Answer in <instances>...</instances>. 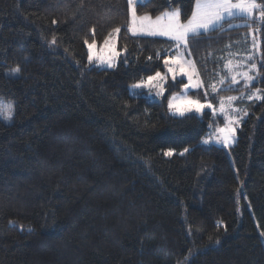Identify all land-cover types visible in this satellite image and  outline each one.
<instances>
[{"label": "trees", "instance_id": "16d2710c", "mask_svg": "<svg viewBox=\"0 0 264 264\" xmlns=\"http://www.w3.org/2000/svg\"><path fill=\"white\" fill-rule=\"evenodd\" d=\"M194 1L144 0L137 13L186 20ZM245 20L189 39L204 73L243 33L249 51L250 27L260 38L255 79L212 95L261 91L234 101L242 119L224 147L203 143L211 111L181 117L130 93L173 45L130 34L127 0H0V103L14 105L0 119V264H264V24L233 25ZM118 27V64L90 66L85 41Z\"/></svg>", "mask_w": 264, "mask_h": 264}, {"label": "snow or ice", "instance_id": "6c2138e0", "mask_svg": "<svg viewBox=\"0 0 264 264\" xmlns=\"http://www.w3.org/2000/svg\"><path fill=\"white\" fill-rule=\"evenodd\" d=\"M143 0H127L128 4V28L127 30L134 36L137 34L147 36H162L166 37L173 45L169 49V55L163 60L166 71H156L154 75H150L147 79L141 78V80L133 85L134 89H141L147 87L149 91L156 89V96H164L168 87V76L171 75L173 81H176L178 76L187 77L188 83L183 85L185 92L188 89H199L203 87L202 81L199 79L194 80L197 71L192 61L185 58V50L189 46V39L191 36L201 35L204 32L213 31L216 28L222 26L225 19L230 18H246L247 20L258 19L264 24V4L257 3V0H195L191 15L186 19H182V12L180 9H170L161 12L155 18L150 14L145 13L138 15L137 6L141 5ZM258 12L259 15L254 16V13ZM231 27V25H230ZM118 34L121 29L118 27L114 29ZM255 47V36L253 37ZM55 38L51 43H55ZM87 44V41H85ZM88 47V60L91 63L95 58L100 65H106L108 68L115 67V61L120 57L121 53L117 51L116 43L111 39V33L104 40L101 54H96L94 49L96 48L95 42L87 44ZM175 55H172V52ZM190 55V53H188ZM161 54L157 53V58ZM149 60L152 57L148 58ZM264 66V65H262ZM225 67L232 71L230 64H226ZM252 69H256V65H251ZM12 72L18 73L19 68H13ZM244 78L245 86H248L255 77L249 75L247 72L241 73ZM232 84H236V75L232 76ZM225 80L222 78L219 81V85H210L211 92L216 93L220 85H223ZM259 92V90H257ZM209 93L205 91L204 96L207 98ZM255 95V94H254ZM257 99H261L259 95H256ZM238 97L231 96L220 99L219 109H216L212 103H201L199 98L193 99L187 95L177 97L175 94L168 98V109L173 115L185 116L186 113L196 112L201 113L205 109H211L215 115L218 111L224 116V126L217 127L216 132L210 137L209 140H205L204 143H209L210 140H215L217 143H223L225 146H229L235 137L236 127L238 126L242 117L234 115L240 109L234 108L232 102L236 101ZM249 100L253 97L249 96ZM227 101V104L225 103ZM231 109V111H229ZM244 115H247L245 112ZM14 118V105L11 103H0V119L5 122H9ZM189 149L185 148L180 154L183 155ZM164 156H172L173 150L169 149L164 151Z\"/></svg>", "mask_w": 264, "mask_h": 264}, {"label": "rangeland", "instance_id": "374dc122", "mask_svg": "<svg viewBox=\"0 0 264 264\" xmlns=\"http://www.w3.org/2000/svg\"><path fill=\"white\" fill-rule=\"evenodd\" d=\"M144 1V0H143ZM194 3H195V1H194ZM257 3H260V4H263V0H257ZM193 6H194V4H193ZM170 9H177V8H173V7H170V8H168V9H166V10H170ZM166 10H164V11H166ZM163 11V12H164ZM139 15V14H138ZM159 15V14H158ZM258 15H259V13L258 12H256V13H254V16H257L258 17ZM157 15H155V16H152L153 18H155ZM128 20H129V14H128ZM243 23H248V24H251V23H253V19L252 20H245V21H238L237 23H234L233 25H242ZM114 29H116V28H114ZM114 29H112V30H110V32L106 35V37H108L109 36V34L111 33V39L113 40V41H115V43H116V47H117V51H119L120 53H121V56L122 55H124V51L123 50H119L118 49V36H119V33L117 34L115 31H114ZM255 29H254V27L252 26V27H250L249 28V31H248V42H249V48H250V50L249 51H247L246 52V54L242 57L243 59H241L240 60V58L238 57V56H234V57H232L230 60L227 58V53L225 52L224 54H221L220 55V58H219V60L220 61H218L215 65H212V63H209L208 64V60H210V59H212L213 57H210V56H205L204 57V60H203V63H204V66H206V72H204V73H202L201 71H200V68H199V65H198V63L196 62V59H195V57H194V54H193V52L191 51V49H190V47L188 46V48L185 50V58L187 59V60H190V61H192L193 62V64H194V67H195V69H196V71H197V76L196 77H194V80H196V79H199L200 81H202V83H203V87H201V88H199V89H188L186 92H185V90H184V88H183V85L184 84H187L188 83V79H187V77H180V76H178L177 78H176V81H173L172 80V78H171V75L169 74V76H168V87H167V89H166V92H165V95L164 96H156V89H152L151 91H149V89L147 88V87H145V88H141V89H134V88H132L131 87V85H133V84H135V83H137V82H139V81H137V82H135V83H133V84H131L130 86H129V90H130V93L131 94H137V95H144L146 98H148V99H154V100H163V99H165V101H166V105H167V108H168V98L169 97H171V96H173L174 94L177 96V97H180V96H184V95H187L188 97H191V98H193V99H196V98H199V96H197L196 94H194L192 91H197V90H201L202 91V93H203V97H204V99H200V102L201 103H212L213 104V106L216 108V109H219V106H220V99L221 98H227V97H231V96H235V97H238V99H237V101H240V100H249L247 97H249V96H252V97H256V95H261V91H260V89L259 88H257V89H254V91H247V92H242L241 94H227V95H217L216 97H215V95L214 96H212L213 94H215V93H212L211 92V88H210V85H213V84H217V85H219V81L223 78L224 80H225V82L228 80V79H230V83L232 84V76L233 75H236V78H237V84H239V83H241L242 82V84H245L244 83V78H243V76L242 75H239V74H241V73H245V72H247L249 75H251V76H255L254 74H252V70H254V69H252L251 68V65H253V64H255V54L256 53H259V36H258V33L257 32H255L254 31ZM255 33V47H254V40H253V37L254 36H252V33ZM132 34V33H131ZM133 35V34H132ZM137 35H141V34H137ZM105 37V38H106ZM162 37V36H161ZM105 38L103 39V41H101V42H97L96 40H90V41H88L87 42V44H92L93 42H95V44H96V48L94 49V51H95V53L96 54H101V49L103 48V45H104V40H105ZM164 38H166V37H164ZM245 38V34L243 33V36H242V38L241 39H239V41H238V43H237V47L236 48H238L239 46H240V44H241V42H242V40ZM245 40V39H244ZM87 44H86V48H87V58H88V54H89V52H88V47H87ZM240 48V47H239ZM188 53H190V55L188 54ZM166 56H168L169 55V53H168V51H166ZM172 55H175V52H173L172 53ZM165 56V57H166ZM164 57V58H165ZM236 57H237V59H236ZM164 58H163V60H164ZM119 59V58H118ZM118 59L115 61V66L118 64ZM213 59H215V58H213ZM225 61V65L226 64H230V66H231V68H232V71H229L226 67H225V65H223V62ZM221 62H222V64H221ZM88 63H89V65L90 66H98V67H106V68H108L106 65H100L99 64V62L94 58L93 59V61L90 63L89 62V60H88ZM113 68V67H112ZM227 70H228V72H227ZM166 71V69H165V67H164V64H163V69H162V73H164ZM154 75V74H153ZM145 80L147 79V78H144ZM184 80V81H182L181 83H178L177 82V80ZM225 84L226 83H224L223 85H220L219 87H218V89H220L221 87H223V86H225ZM175 87H178V88H175ZM217 89V90H218ZM257 90H259V92H257ZM205 91H207L208 93H209V95H208V97L207 98H205V96H204V93H205ZM255 94V95H254ZM225 103L227 104V101L225 100ZM235 104V102L233 101L232 102V106L234 107V108H237V109H240V110H243V106H242V103H239L238 105V107L237 106H235L234 105ZM205 110H209V111H211V113H212V118L214 119V122H215V124L214 125H212L211 124V127H210V132L208 133V135L206 136V137H204V139H203V141H205V140H209L210 139V137H212V135L216 132V128L217 127H223L224 126V116H223V114H221V113H219L218 111L216 112V114L214 115L213 114V111L211 110V109H205ZM204 110V111H205ZM168 111H169V113H171L170 112V110L168 109ZM229 111H231V109H229ZM240 112V111H239ZM239 112H236L234 115H236V116H238V117H242V115L241 114H239ZM202 113V112H201ZM201 113H196V112H191V113H186V114H197V115H200ZM172 114V113H171ZM185 114V115H186ZM219 120H222L223 122H221V121H219ZM213 122V123H214ZM236 128H237V126H235ZM235 142V137H234V141L229 145V146H231L233 143ZM204 143V142H203ZM209 143H215V144H221V145H223L224 147H228V146H225L223 143H217V142H215V140H210V142ZM204 144H206V143H204ZM208 144V143H207Z\"/></svg>", "mask_w": 264, "mask_h": 264}, {"label": "crops", "instance_id": "0c3cea01", "mask_svg": "<svg viewBox=\"0 0 264 264\" xmlns=\"http://www.w3.org/2000/svg\"><path fill=\"white\" fill-rule=\"evenodd\" d=\"M158 37H161V36H158ZM236 52H238V54L236 56H238L240 58V60H241V59H243L242 57L246 54L247 51L243 50V48H241V47L240 48L238 47V48H235L234 50H232L231 53H236ZM236 59H237V57H236Z\"/></svg>", "mask_w": 264, "mask_h": 264}]
</instances>
